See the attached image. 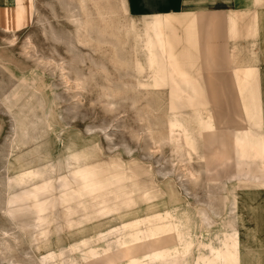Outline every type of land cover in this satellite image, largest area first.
<instances>
[{"label":"rangeland","instance_id":"rangeland-1","mask_svg":"<svg viewBox=\"0 0 264 264\" xmlns=\"http://www.w3.org/2000/svg\"><path fill=\"white\" fill-rule=\"evenodd\" d=\"M79 1L34 0V16L29 26L14 32L16 24L12 21L10 31L0 30V264H38L30 249L32 242L15 231L1 211L7 203L4 166L13 137L16 138V118L13 116L21 118L23 113L31 116L30 133L36 128L42 131L43 141H53L55 162L66 158L65 146L73 143L77 152L90 160L101 158L92 162L93 165L119 159L128 165L139 161L138 164L150 169L157 190L173 207L189 213L192 240L195 246L200 244L194 248V256L207 253L202 246L204 243L218 246V237L235 228L238 209L225 208L223 199L235 193L234 188L237 190L239 182L248 180V176L229 175L233 173L231 165L234 163L241 169L251 167L254 162L229 160L221 166L219 160L206 161L198 155L193 156L190 164L180 162L171 145L166 144L167 118L174 112L185 115L193 112L194 108L183 99L187 96H174L185 92L175 81L184 83L191 77L201 85L198 63L197 71L183 79L172 73L170 66L167 74L165 57L157 46L152 47L147 34L139 42L126 35L130 21L126 0H85L84 5L82 0ZM31 4L33 9V0ZM78 21L90 24L95 30L93 39L84 45L82 42L87 40L85 28L89 26H79ZM135 24L140 30L149 31L153 41L155 34L151 22L135 20ZM101 30L105 31V38L99 36ZM9 41L15 43L11 45ZM145 41L150 44V50L145 49ZM27 43L32 44L29 49L25 47ZM150 54L155 60L154 68L160 72L158 89L141 87L149 79L147 75L137 76L134 70L135 60L146 62ZM185 56L183 60L192 61L191 54ZM184 66L192 68L184 64L181 67ZM78 79L84 83L82 89L76 85ZM186 84L188 86L189 82ZM17 89H21L23 95L10 112L6 99ZM207 107L208 103L204 101L200 109L203 111L202 108ZM220 134L224 141L225 133ZM248 134L232 137L245 147L246 156H250ZM256 145L263 152V143L258 137ZM21 150L26 152L28 149ZM234 150L239 158L242 155L240 147ZM200 154H205L204 148ZM217 164L216 171L222 180L232 181L231 178L237 182L225 186L226 182L217 183L216 177L209 178L207 168ZM64 173L66 176L67 172ZM224 187L229 190L226 192ZM203 216L205 223L211 218L213 224H204ZM1 230L19 233L20 242L16 244L9 239L11 250L7 249ZM76 258L80 259L79 256Z\"/></svg>","mask_w":264,"mask_h":264},{"label":"bare ground","instance_id":"bare-ground-1","mask_svg":"<svg viewBox=\"0 0 264 264\" xmlns=\"http://www.w3.org/2000/svg\"><path fill=\"white\" fill-rule=\"evenodd\" d=\"M82 1L84 5L85 0ZM127 18L130 21L126 35L133 36L136 42L143 40L146 33L137 28L130 14ZM79 26H89L85 28L87 40L81 41L84 45L93 39L95 30L87 23ZM99 36L105 38V31L101 30ZM157 36L168 74V36H164L161 28ZM9 43L13 45L15 41ZM147 43L144 47L150 50ZM31 45L27 43L25 47L29 49ZM154 64L152 54L146 62L135 60L136 75H147L149 79L141 87L161 86L160 72ZM172 68L183 73L179 64L174 63ZM186 81L189 84L182 94H187V98L183 99L194 109L191 115L174 112L168 116L166 144L171 145L177 158L186 165L194 155L206 161L215 160L222 152L227 153L224 146L218 147L215 117L209 109H200L199 82L191 77ZM83 84L82 79L76 81L80 89ZM22 95V90L17 89L6 99L9 111ZM174 96L184 95L178 92ZM13 117L16 138L13 137L4 166L7 203L1 211L15 231L32 242L30 249L38 264H244L243 235L237 229L222 233L217 239L218 246L204 243L207 253L194 257L193 250L200 244L195 246L192 240L189 213L180 212L168 202L157 190L151 170L138 164L139 161L128 165L115 159L93 165L92 162L101 158L90 160L77 152L75 144L69 143L65 146L66 158L55 162L53 141H43L42 131L36 128L29 132L31 116L23 113L21 118ZM22 148L28 150L24 152ZM201 148L205 149L203 155ZM260 167L264 169V161ZM243 222L242 219V226ZM1 232L7 249L11 250L9 239L16 244L20 242L19 233Z\"/></svg>","mask_w":264,"mask_h":264},{"label":"crops","instance_id":"crops-1","mask_svg":"<svg viewBox=\"0 0 264 264\" xmlns=\"http://www.w3.org/2000/svg\"><path fill=\"white\" fill-rule=\"evenodd\" d=\"M126 2L130 17L140 22H151L155 34L153 41L156 44L150 39L149 31L143 33L148 35L152 47L159 48L157 34L160 28L165 37L167 34L172 73L183 79L189 73L197 71L198 63L202 80L199 106L204 101L208 103L207 109L214 115L219 131L218 147L222 145L227 150L226 154L222 152L215 160H219L221 166L229 160L254 162L251 167L241 169H237L234 163L231 165L233 173L229 175L246 174L249 181H238L240 185L237 190L234 188L235 193L232 192L230 197L224 196L223 205L228 209H238L235 228L231 230L237 229L243 235L244 264H264V169L260 167V162L264 161V0ZM34 10L35 4L32 9L31 0H0V30L10 31L12 21L16 24L14 32L24 30L32 22ZM170 49L171 53L173 49V59ZM184 49H188L187 52ZM185 54H191L192 61L183 60ZM174 63L191 65L192 68L181 67L183 73H180L179 70H173ZM175 83L180 84L182 90L187 87V81ZM182 93L184 92H180V95H187ZM221 132L225 133V142ZM245 133H249L250 137V156H246L245 147L232 138L236 134ZM257 137L263 143V152L256 145ZM237 146L242 152L239 158H236L234 150ZM217 168L218 164L207 168L209 178L216 177L217 183L226 182L225 186L237 182L231 178L232 181H227L228 178L222 180ZM253 177L258 180H253ZM204 219L203 216V222ZM242 219L244 226L241 225ZM206 223L213 224L211 218Z\"/></svg>","mask_w":264,"mask_h":264}]
</instances>
